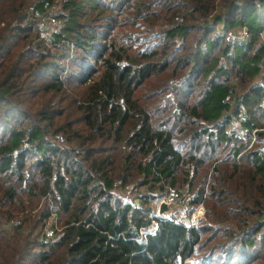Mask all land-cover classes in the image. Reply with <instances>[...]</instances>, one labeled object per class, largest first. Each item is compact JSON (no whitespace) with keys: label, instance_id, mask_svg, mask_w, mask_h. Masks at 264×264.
Returning a JSON list of instances; mask_svg holds the SVG:
<instances>
[{"label":"trees","instance_id":"trees-1","mask_svg":"<svg viewBox=\"0 0 264 264\" xmlns=\"http://www.w3.org/2000/svg\"><path fill=\"white\" fill-rule=\"evenodd\" d=\"M263 147L264 0H0V264H264Z\"/></svg>","mask_w":264,"mask_h":264},{"label":"rangeland","instance_id":"rangeland-1","mask_svg":"<svg viewBox=\"0 0 264 264\" xmlns=\"http://www.w3.org/2000/svg\"><path fill=\"white\" fill-rule=\"evenodd\" d=\"M58 8H59L58 5H54L50 9V12L56 14ZM39 13L41 15H43L44 17L55 18L51 13H46V12H39ZM56 30H58V28ZM231 31L234 34H237V35H240L242 33L241 30L240 31H237V32L235 30H231ZM230 32H228L227 35H226V37H227V39L229 41H231L228 38ZM246 39L247 38L245 37L244 39H241V40H237L236 39L235 41H231V42H233V43L243 42V40H246ZM128 187L126 188V190L129 191V188ZM122 191H124V190L122 189ZM140 191L143 192L145 190H144V188H141ZM156 195L157 196H156L155 200L152 202V207L155 209L157 215H158L159 205H160V203L162 201L172 202V203H175L177 205V208L175 210L170 211L165 216L166 218L173 219L176 222L183 223V224H185V225H187L189 227H193L194 225H191V218L195 214V217L199 218L198 223L195 224V225H201L202 226V225L207 224V219H206V205L204 204V202L201 203L200 205H197V206H194V205L189 204L190 196H192V195L189 194L187 191L183 190L180 194H178L174 190V188H171L169 191H165L162 194H160V192H156ZM45 199L48 200V198H43L42 201L40 202L39 206L32 211L33 214H35L38 211V209L42 206V204H43V202H44ZM137 200L140 201L139 199H137ZM51 216H48L46 218V220L43 223V227H45V225H47L49 222L50 223H53L54 222V219H51ZM22 217L25 218L24 213L23 212H20L19 218H15L14 219V221H19V224H17V225H20L22 223ZM58 221L59 220L57 219V222Z\"/></svg>","mask_w":264,"mask_h":264},{"label":"built area","instance_id":"built-area-1","mask_svg":"<svg viewBox=\"0 0 264 264\" xmlns=\"http://www.w3.org/2000/svg\"><path fill=\"white\" fill-rule=\"evenodd\" d=\"M36 17H38L41 21V23H43L45 25V28H46V34L48 37H50L51 35H53V33L56 31V29L58 28V21L55 19V18H50V17H44L43 15H41L39 12H36L35 13ZM242 33L240 35H237V34H234L232 31L229 33V36L228 38L231 40V41H235L236 39L237 40H241V39H244L245 37L247 38L248 37V31L246 28L242 29L241 30ZM258 129H256L257 131ZM256 141V132L254 134V136L252 137V142H251V145ZM264 149V147H263ZM51 209H53V205L50 206ZM52 215V216H51ZM51 219H54V222L53 223H48L47 225H45V227H43L44 229V232L46 234L47 237H53L54 234H55V231L56 230H59V221L57 222V219L58 216L57 214L53 211L51 214ZM155 217H160L159 215H157V213L155 214ZM198 220L199 218L195 217V214L192 216L191 218V225H194L198 223ZM13 224L17 225L19 224V221H12ZM54 224V225H53ZM157 222L154 221L152 222V224L149 226V227H146V228H143L141 230V234L144 236V235H147V234H150V233H153L157 230Z\"/></svg>","mask_w":264,"mask_h":264},{"label":"water","instance_id":"water-1","mask_svg":"<svg viewBox=\"0 0 264 264\" xmlns=\"http://www.w3.org/2000/svg\"><path fill=\"white\" fill-rule=\"evenodd\" d=\"M177 205L172 202L162 201L159 205L158 215L160 217H165L170 211L175 210Z\"/></svg>","mask_w":264,"mask_h":264}]
</instances>
